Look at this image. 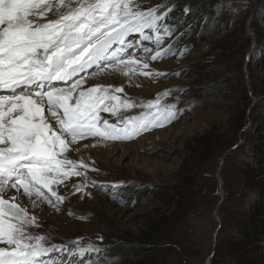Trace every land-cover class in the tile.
<instances>
[{
	"label": "rangeland",
	"instance_id": "1",
	"mask_svg": "<svg viewBox=\"0 0 264 264\" xmlns=\"http://www.w3.org/2000/svg\"><path fill=\"white\" fill-rule=\"evenodd\" d=\"M131 6L161 17L156 29H144L149 39L129 35L125 51L138 54L124 59L136 63L93 66L81 74L80 90L119 87L113 94L137 105L115 115L101 111V122L122 126L157 99L160 107L175 105L174 118L127 139L87 137L78 150L70 144L67 158L88 168L53 186L64 197L58 210L22 189L9 187L3 197L16 191L13 203L36 218L26 231L43 236L45 247L65 246L41 257L48 264H207L215 232L212 264H264L263 230L237 255L227 247L237 219L246 218L244 201H262L251 217L264 224V192L257 196L255 189L264 191V169L257 168L264 165V0H132ZM158 52L162 58L153 60ZM189 177L198 198L186 209L179 196Z\"/></svg>",
	"mask_w": 264,
	"mask_h": 264
},
{
	"label": "snow or ice",
	"instance_id": "2",
	"mask_svg": "<svg viewBox=\"0 0 264 264\" xmlns=\"http://www.w3.org/2000/svg\"><path fill=\"white\" fill-rule=\"evenodd\" d=\"M131 5L132 0H0V242L8 246L0 247V264H48L41 257L67 251L63 245L45 247L43 236L26 231L36 218L3 198L9 187L58 210L64 197L53 186L88 168L67 158L70 144L87 137L127 139L176 115L175 105L160 107L157 99L140 105L148 111L124 118L122 126L101 122V111L115 115L120 107L137 105L114 95L123 91L119 87L80 90L81 74L93 66L103 71L104 65L136 63L124 59L138 54L125 51L132 47L126 38L140 33L149 39L144 29H156L161 17L156 9ZM50 12L57 18L42 22ZM158 58L159 52L152 57ZM73 187L81 191L85 185Z\"/></svg>",
	"mask_w": 264,
	"mask_h": 264
},
{
	"label": "trees",
	"instance_id": "3",
	"mask_svg": "<svg viewBox=\"0 0 264 264\" xmlns=\"http://www.w3.org/2000/svg\"><path fill=\"white\" fill-rule=\"evenodd\" d=\"M209 135H205L202 138H207L206 136H209ZM201 146H202V144H201ZM192 153L193 154L198 153L197 149H194V151ZM244 167L246 169V174H249L250 173L248 171L250 168L249 161L247 162V164L244 165ZM257 168L263 170L264 165H261ZM188 180H192V181L189 182L188 184H185V185L180 187L182 189L181 192H183V193L179 196V200L181 202L180 203L181 207L186 208V209H187V207L191 206L195 202V200L198 198L197 197L198 188L196 187V183L194 182L193 178H191V177H189ZM255 189L258 190L256 192H259V194H257V196L262 195V193L264 192V191H261V188L258 186ZM244 203L246 205L245 209H242L241 211L244 213V216L246 218L244 219L243 215L241 214L243 219H237V222H238L237 227H236V229L234 228V233L232 234V240L229 241V244L227 245L228 254H236L238 247H247V245H249V243H252L253 241H256L257 238L261 237V236H258V235H260L259 234L260 231H262V230L264 231V224L262 223L263 220L256 221L255 218L251 217L253 210H257L258 213L261 211V208L263 207L262 201L252 202L251 200H247L246 202L244 201ZM248 216H249V219H248ZM259 222H261V223H259ZM222 227H223V221H221L219 229H222ZM217 245H218V243H216V245H215L214 254H213L212 259H211V264H212V261L217 254V252H216ZM153 248H159V247L157 245V246H154ZM117 252L121 253V251H119V250ZM246 252H247V254L249 253V255H250L249 250Z\"/></svg>",
	"mask_w": 264,
	"mask_h": 264
},
{
	"label": "bare ground",
	"instance_id": "4",
	"mask_svg": "<svg viewBox=\"0 0 264 264\" xmlns=\"http://www.w3.org/2000/svg\"><path fill=\"white\" fill-rule=\"evenodd\" d=\"M56 18H57V17L53 16V14L50 12V13L47 14V16H46L45 18H42V22H47V21L50 20V19H56ZM142 38H143V37H142ZM143 39H144V38H143ZM128 40H129V38H128ZM137 40H142V39L137 38ZM115 47H117V46L114 45L113 48H115ZM115 72L118 73V71H115ZM81 77H84V76L82 75ZM77 78H78V77H77ZM74 79H76V78H74ZM56 83H57L58 86H66V85H64V84H61L60 82H56ZM69 83H71V82H69ZM46 112H47V111H46ZM79 141H80V142H79ZM78 142H79V143H78ZM76 144H77V145L74 146V147H75L76 150H78V149H80V148L85 147V145H87V142H85V141H83V140H78ZM78 158L80 159V157H78ZM14 190H16V189H14ZM15 192H16V191H12V192L9 193V195L7 194L6 197H3V198H4L5 200H8L9 203H13V199L10 197V195L13 194V193H15ZM7 198H9V199H7Z\"/></svg>",
	"mask_w": 264,
	"mask_h": 264
},
{
	"label": "water",
	"instance_id": "5",
	"mask_svg": "<svg viewBox=\"0 0 264 264\" xmlns=\"http://www.w3.org/2000/svg\"><path fill=\"white\" fill-rule=\"evenodd\" d=\"M231 149H233V146H232L229 150H231ZM217 178H218L219 184H221L220 179H219V177H218V174H217ZM218 204H220V201H219ZM216 208H217V206H216ZM216 219L218 220V218H216ZM218 228H219V226H217V230H218ZM215 237H216V232H215V233L213 234V236H212V241H213V243H214L213 246H215ZM212 255H213V250L211 251L209 257L207 258V259H208V260H207V264H209V261H210Z\"/></svg>",
	"mask_w": 264,
	"mask_h": 264
}]
</instances>
